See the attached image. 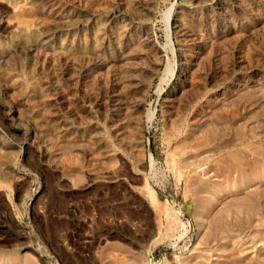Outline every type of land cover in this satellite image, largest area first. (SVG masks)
Segmentation results:
<instances>
[{
	"label": "bare ground",
	"instance_id": "6f19581e",
	"mask_svg": "<svg viewBox=\"0 0 264 264\" xmlns=\"http://www.w3.org/2000/svg\"><path fill=\"white\" fill-rule=\"evenodd\" d=\"M180 1L160 11L161 0H0L2 129L40 154L54 139L87 140L82 156L111 161L143 146L159 112L166 138H178L173 151L184 150L181 138L218 104L263 91L264 0ZM5 135L4 187L15 160ZM46 162L56 166L52 155Z\"/></svg>",
	"mask_w": 264,
	"mask_h": 264
},
{
	"label": "rangeland",
	"instance_id": "374dc122",
	"mask_svg": "<svg viewBox=\"0 0 264 264\" xmlns=\"http://www.w3.org/2000/svg\"><path fill=\"white\" fill-rule=\"evenodd\" d=\"M161 1L160 11L181 3ZM240 93L181 138L184 150L158 112L143 146L116 163L82 156L83 139L40 154L0 126L15 150L14 184L0 185V264H264V89Z\"/></svg>",
	"mask_w": 264,
	"mask_h": 264
}]
</instances>
